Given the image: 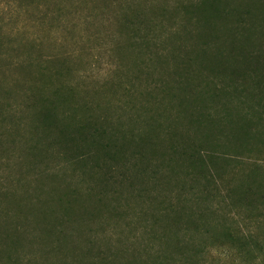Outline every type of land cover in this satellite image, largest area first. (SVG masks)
<instances>
[{"label": "rangeland", "instance_id": "374dc122", "mask_svg": "<svg viewBox=\"0 0 264 264\" xmlns=\"http://www.w3.org/2000/svg\"><path fill=\"white\" fill-rule=\"evenodd\" d=\"M199 2L0 0V264H264V101L215 93Z\"/></svg>", "mask_w": 264, "mask_h": 264}, {"label": "trees", "instance_id": "16d2710c", "mask_svg": "<svg viewBox=\"0 0 264 264\" xmlns=\"http://www.w3.org/2000/svg\"><path fill=\"white\" fill-rule=\"evenodd\" d=\"M199 3L203 16L198 24L206 30L202 50L204 54L208 52L206 63L215 93L239 104L249 97L263 102L264 91L263 94L257 91L264 90V0H249L246 5L241 0H200ZM221 108V122H225L228 114L223 105ZM256 203V207L253 201L246 206L247 212L253 208L259 212L247 216L251 224L264 219V195ZM221 238L244 264H253L256 252L261 251L258 236L253 232L226 228Z\"/></svg>", "mask_w": 264, "mask_h": 264}]
</instances>
